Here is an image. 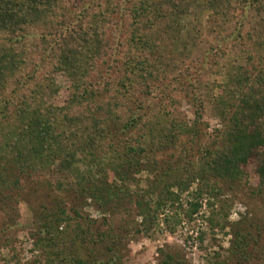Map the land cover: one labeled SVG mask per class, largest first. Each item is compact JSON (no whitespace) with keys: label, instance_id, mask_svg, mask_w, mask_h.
Returning <instances> with one entry per match:
<instances>
[{"label":"trees","instance_id":"obj_1","mask_svg":"<svg viewBox=\"0 0 264 264\" xmlns=\"http://www.w3.org/2000/svg\"><path fill=\"white\" fill-rule=\"evenodd\" d=\"M235 186L264 200V0H0V246L24 201L35 252L6 264H123L126 238L203 199L205 228L231 235L208 264H264V221L228 223Z\"/></svg>","mask_w":264,"mask_h":264},{"label":"rangeland","instance_id":"obj_2","mask_svg":"<svg viewBox=\"0 0 264 264\" xmlns=\"http://www.w3.org/2000/svg\"><path fill=\"white\" fill-rule=\"evenodd\" d=\"M190 11L189 19L204 23L208 11H198L197 8H192ZM184 29H187L186 25ZM205 32L204 29V33ZM214 35L215 34H203V37L201 36L198 40L199 47L194 51L195 57L197 56L198 58L200 55L199 50L203 49V51H207L208 53L210 50L209 47H215L216 41ZM181 37H185V32H182ZM30 41L33 42L34 40ZM34 56L37 57L36 55ZM209 60L210 58H206L207 63H209ZM211 77L217 81L222 79L220 75H213ZM179 108L188 118L192 117L190 112L191 108L185 101L181 102ZM204 119L210 123V128L216 125V120L208 114L204 116ZM35 179L40 182H44L45 180V178L41 176L35 177ZM224 195L225 197L227 196V202H229L228 223L240 219L241 216L251 214L264 221V200L250 198L243 188H238L236 186ZM35 202H30V207L31 204L34 205ZM201 204V209L199 213L194 216L193 220L188 221L184 217H181V214L178 218H175L176 221L179 222H177L175 226L173 225V231H170L166 227L163 222V216H160L157 228L150 231L147 236L137 235V239H123L126 253L123 264H157V249L164 246L181 250L190 264H208L206 260L207 257L214 256L216 252L224 253L229 246V239L231 237L228 233V228H224V232L217 228H215L214 231H208L207 228H205L207 222H205L204 219L209 214L210 208L205 199L201 200ZM87 209L92 218L100 217V214L93 207H88ZM17 210L20 223L10 233L15 238L11 241L9 240L7 244L0 246V264H6L5 261H8L11 257H18L22 262H30L35 255V252L30 251L33 246L27 236V229L31 222V211L28 204L24 201L19 202ZM123 216L125 219H128L123 212L120 213L117 218H112V222L116 224V227L118 224H121V222L124 223L123 220H120ZM1 221H3V213L0 211V222ZM200 229L207 231L202 243L196 237Z\"/></svg>","mask_w":264,"mask_h":264}]
</instances>
